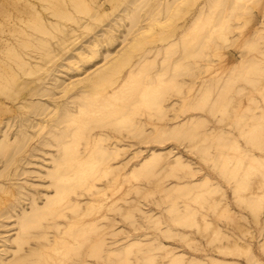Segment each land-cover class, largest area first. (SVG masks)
<instances>
[{
    "label": "rangeland",
    "instance_id": "rangeland-1",
    "mask_svg": "<svg viewBox=\"0 0 264 264\" xmlns=\"http://www.w3.org/2000/svg\"><path fill=\"white\" fill-rule=\"evenodd\" d=\"M252 263L264 0H0V264Z\"/></svg>",
    "mask_w": 264,
    "mask_h": 264
},
{
    "label": "bare ground",
    "instance_id": "bare-ground-1",
    "mask_svg": "<svg viewBox=\"0 0 264 264\" xmlns=\"http://www.w3.org/2000/svg\"><path fill=\"white\" fill-rule=\"evenodd\" d=\"M136 41V39L134 40V42ZM133 42V43H134ZM132 46V45H131ZM126 52V50H124V52L123 53H121L120 54V57H115V58H113V59H111L108 63H107V65L106 66H104L101 70H99L97 73H95L94 75H93V79H100V78H103L105 75H106V73H107V71L109 70V69H112L114 66H116L117 64H118V62L120 61V59H121V57L124 55V53ZM187 56H188V53H186L185 54V57L187 58ZM184 59V56L182 55V57H180L179 58V60L178 61H181V60H183ZM197 125V124H199V122H198V120H195V121H192V122H188L187 124L185 123L184 124V126H182L183 128H184V130H188V129H192L193 127H194V125ZM179 126V125H178ZM171 128V132H179L180 131V129L179 128H177V125H175V126H171L170 127ZM152 154H151V158H152V160H154L155 158H157V156H158V152H156V151H152L151 152ZM254 156V155H253ZM255 158H257V156L255 155L254 156ZM253 264V263H252Z\"/></svg>",
    "mask_w": 264,
    "mask_h": 264
}]
</instances>
